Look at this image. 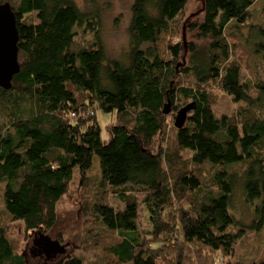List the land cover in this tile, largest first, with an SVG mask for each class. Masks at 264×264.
<instances>
[{
  "label": "trees",
  "instance_id": "16d2710c",
  "mask_svg": "<svg viewBox=\"0 0 264 264\" xmlns=\"http://www.w3.org/2000/svg\"><path fill=\"white\" fill-rule=\"evenodd\" d=\"M191 1L135 0L131 50L119 61L107 57L100 15L83 12L75 0H0L16 14L20 64L12 88L0 87V108L13 130L0 126V264H25L8 238L3 214L28 232H50L75 173L84 182L95 157L101 169L99 193L91 203L101 231L95 237L110 234L114 244L105 252L117 264H158L162 253L174 264L193 259L212 264L198 252L230 257L246 231L262 232L264 79L242 82L238 56L241 48L260 56L264 70V24H251L250 13L258 0H202V9L186 21L191 41L165 43L166 37L180 36ZM230 24L235 28L226 35ZM80 29L93 40L79 41ZM181 77L192 78L193 85L175 92L173 84L179 86ZM210 84L244 105L232 117L218 119L206 91ZM178 96L196 107L184 128L176 129V146L191 152L192 166L224 167L214 174L216 190L203 188L199 170L194 173L166 152L150 150L166 127V103ZM98 110L116 114L108 139H103ZM238 189L252 209L249 226L229 212ZM111 194L124 203L122 210L108 202ZM138 194L151 224L147 235L138 229ZM172 236L174 249L166 244ZM61 264L83 261L72 256ZM251 264H264V259Z\"/></svg>",
  "mask_w": 264,
  "mask_h": 264
},
{
  "label": "rangeland",
  "instance_id": "374dc122",
  "mask_svg": "<svg viewBox=\"0 0 264 264\" xmlns=\"http://www.w3.org/2000/svg\"><path fill=\"white\" fill-rule=\"evenodd\" d=\"M10 1L17 3L18 0ZM75 1L83 12H95L100 15L101 38L107 52V57L112 60H126L131 50L129 29L132 19V5L135 0H98L96 3L91 2V0ZM201 9L202 0H192L187 6L184 17L185 25L183 24L181 28L180 36H172L171 38L166 37L163 41L165 43L168 41L177 43L178 39H181L184 44L189 43L193 33L189 30L186 21L193 13H197ZM263 10L264 0H258L250 9L252 16L251 24H264ZM234 28L233 24H230L226 30V35L234 30ZM82 32V29H80L77 36L79 41L88 43L93 40L91 34H84ZM241 34L244 38L249 36V28L242 29ZM238 56L240 62H242V82L254 79L258 80L259 78L264 79V70L260 56L259 58H254L251 54L248 55L244 48L240 49ZM191 82H193L192 78L186 79L185 77H181L180 87L173 84L175 92L181 87L192 86L193 83ZM206 91L210 95L213 110L218 119H221L223 116L232 117L237 113L239 108L244 105L242 102H236L232 96L224 93L215 84L208 85ZM251 94L255 95L256 93L252 91ZM192 102V100H184L180 96H178L173 103L171 102V111L165 116L166 127L164 124L162 131L154 137L150 150L154 153L166 152L168 156L174 158L173 161L176 164L189 167L194 173H197L199 170L201 179L205 183L203 188L216 190L217 186L214 184V174L224 167L212 165L210 163L192 166L189 162L191 152H181L176 146V128L174 126L176 113ZM95 113L103 129V139H108L107 127L116 123V114H104L101 110ZM188 115H190V113ZM8 120V117L6 118V110L0 108V126L4 124V132L13 131L10 126H6ZM180 156H184L185 158L178 160ZM185 161H187L189 166ZM92 165V169L87 173V179L84 182L79 172L75 173L67 193L58 203L56 210V225L50 232H46L44 229L40 230V233L28 232L22 222L13 221L6 214H3L1 222L7 226L8 238L16 253L24 257L25 264H61V261L72 256L82 259L83 264H117L112 257L105 252L106 247H110L114 244V241H112V238L109 236L110 234L100 239L95 237V234L101 232L96 227L97 222L92 218L94 207L91 205L94 201V197L99 193L96 182V180L98 181L101 177L100 160L98 157L93 159ZM235 167L238 169V166ZM137 196L140 205L138 229L139 232L147 235L151 230L149 215L141 204L143 195L138 194ZM241 198H243V195L238 189L233 202V209L231 208L229 212L235 215L236 219L240 221L241 224L249 226L254 218L252 209L246 205ZM2 199V192H0V200L2 201ZM108 200L116 210H122L125 206L124 203L119 201L115 194L109 195ZM178 218L179 214L176 216L173 215L171 226H176V220ZM230 231H234V228L231 227ZM47 235L51 241L59 242L61 246H64L67 249V253L63 255L45 254V251L50 249V247L45 245L43 238L48 237ZM148 237L152 239L151 236ZM173 241L174 236L167 238L166 241L167 245L173 247L172 249L175 248V242ZM153 245L157 244L153 243ZM164 254L165 253H162L163 259L159 260L158 264H174L172 263L173 258L170 255ZM190 255L192 257L191 252ZM198 255L203 256L206 262H212V264H251L253 261L258 262L264 259V229L258 234L249 230L246 231V235L235 244L234 254L230 257H224L221 254L211 256L204 254V251L198 252L197 256ZM195 263L196 261L193 259L191 264ZM183 264L186 263L183 262Z\"/></svg>",
  "mask_w": 264,
  "mask_h": 264
},
{
  "label": "water",
  "instance_id": "95a60500",
  "mask_svg": "<svg viewBox=\"0 0 264 264\" xmlns=\"http://www.w3.org/2000/svg\"><path fill=\"white\" fill-rule=\"evenodd\" d=\"M19 31L16 14L9 2L0 3V87L6 91L12 88L14 77L20 72L18 60L19 54ZM185 60V59H184ZM196 107L192 102L181 108L175 116L174 126L177 130L184 128L189 113ZM171 111V100L166 103L163 113ZM45 245L50 247L45 254H65L66 248L59 242L51 241L49 237H43Z\"/></svg>",
  "mask_w": 264,
  "mask_h": 264
}]
</instances>
